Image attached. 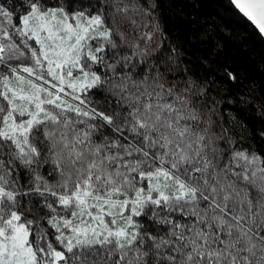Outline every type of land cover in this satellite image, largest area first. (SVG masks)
<instances>
[{
  "label": "snow or ice",
  "instance_id": "1",
  "mask_svg": "<svg viewBox=\"0 0 264 264\" xmlns=\"http://www.w3.org/2000/svg\"><path fill=\"white\" fill-rule=\"evenodd\" d=\"M158 9L0 0V264H264V146L225 124ZM230 17L264 38V0Z\"/></svg>",
  "mask_w": 264,
  "mask_h": 264
},
{
  "label": "trees",
  "instance_id": "2",
  "mask_svg": "<svg viewBox=\"0 0 264 264\" xmlns=\"http://www.w3.org/2000/svg\"><path fill=\"white\" fill-rule=\"evenodd\" d=\"M161 26L181 52V66H187L209 94L220 102L224 122L238 138L264 146V39H250L248 25L230 17L225 27L228 0H157ZM235 74L236 79L230 78ZM233 120L235 123H233ZM246 126V127H245Z\"/></svg>",
  "mask_w": 264,
  "mask_h": 264
},
{
  "label": "water",
  "instance_id": "3",
  "mask_svg": "<svg viewBox=\"0 0 264 264\" xmlns=\"http://www.w3.org/2000/svg\"><path fill=\"white\" fill-rule=\"evenodd\" d=\"M264 39V38H263Z\"/></svg>",
  "mask_w": 264,
  "mask_h": 264
}]
</instances>
